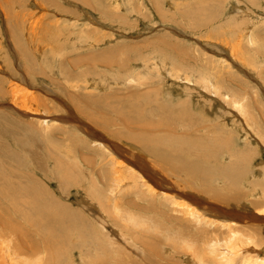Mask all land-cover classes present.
Returning <instances> with one entry per match:
<instances>
[{
    "label": "rangeland",
    "instance_id": "1",
    "mask_svg": "<svg viewBox=\"0 0 264 264\" xmlns=\"http://www.w3.org/2000/svg\"><path fill=\"white\" fill-rule=\"evenodd\" d=\"M158 103L165 106L162 112ZM116 109L124 111L123 119L131 124L128 128L118 119ZM139 110L144 117L140 124L130 120ZM94 117L112 118L106 131L93 123ZM3 118L13 130L3 137L9 155H19L22 161L29 149L30 153L33 148L39 151L34 162L23 161L31 166L39 162V168H45L44 176L35 174L37 190L65 230L63 243L53 246L52 253L39 246L34 254L29 248L35 264H264V0H0V121ZM153 127L160 130L157 135ZM164 132L169 137L173 132V138L166 140L174 141L175 147H167L162 140L167 148L161 152L158 145L151 144L156 136L168 135ZM95 133L104 134L105 139L95 140ZM119 133L135 136L133 143L138 138L147 143L141 142L142 147H154L160 154L151 152L153 156L137 143L135 147L120 140ZM183 139L201 149L189 151L191 146ZM85 143H92L93 149L101 146L100 154L87 150ZM110 147L113 155L103 157ZM164 154L175 161L161 165ZM142 155L147 164L138 157ZM11 156L7 155L8 160ZM107 157L131 166L138 162L155 179L159 166L163 167L157 169L162 179L166 172L170 177L177 170L173 197L198 211H192L191 218L162 200L137 199L136 188H125L124 194L114 197L107 186L112 177H103L110 167L103 165ZM84 158L91 160L90 166ZM85 181L96 186L89 191ZM95 191L99 202L93 196ZM106 196H113L114 204L123 200L125 206L119 212L115 208L119 214L108 213L113 209ZM136 199L140 201L137 210L128 204ZM159 203L165 205L164 210L158 208ZM129 211L137 218L126 220L121 212ZM9 214L11 221L13 213ZM1 226L6 236H0L6 238L7 227ZM23 228L22 232L31 235L29 239L37 241L40 233L36 227ZM45 232L41 238L48 241L43 238ZM21 236L17 235L22 240ZM57 236L54 233L50 238L56 240ZM22 241L27 246L28 237ZM60 246L62 251L56 253ZM3 258L0 252V260Z\"/></svg>",
    "mask_w": 264,
    "mask_h": 264
},
{
    "label": "bare ground",
    "instance_id": "2",
    "mask_svg": "<svg viewBox=\"0 0 264 264\" xmlns=\"http://www.w3.org/2000/svg\"><path fill=\"white\" fill-rule=\"evenodd\" d=\"M89 4V3H88ZM183 17V16H182ZM55 26V25H54ZM32 29V28H31ZM36 30V29H35ZM27 32V31H26ZM54 32H55V30H54ZM60 33V32H59ZM44 35V34H43ZM56 35V34H55ZM99 40H100V38H99ZM98 40V41H99ZM42 41V40H41ZM96 43H98V42H96ZM100 44V43H99ZM60 45V44H59ZM96 45V44H95ZM114 51V50H113ZM112 54V53H111ZM113 65V64H112ZM104 66V65H103ZM114 67V66H113ZM115 67H116V65H115ZM105 68V67H104ZM108 68V67H107ZM112 69V68H111ZM34 75V74H33ZM103 75H104V73H103ZM102 75V76H103ZM36 76V75H35ZM101 76V77H102ZM106 76V75H105ZM104 79V78H103ZM92 82H94V81H92ZM91 82V83H92ZM81 83V82H80ZM95 83V82H94ZM62 84V83H61ZM84 84V83H83ZM90 84V83H89ZM13 85H15V84H13ZM92 85H93V83H92ZM96 85V84H95ZM4 86V85H3ZM16 86H17V84H16ZM39 86V85H38ZM88 86V85H87ZM91 86V85H90ZM13 87V86H12ZM15 87V86H14ZM20 87V86H19ZM89 87V86H88ZM10 88V87H9ZM21 88V87H20ZM81 88H82V86H81ZM84 88H86V87H84ZM15 89V91H17V87H15L14 88ZM83 89V88H82ZM2 90H3V88H2ZM1 90V91H2ZM5 90H6V88H5ZM21 90H22V88H21ZM88 90V89H87ZM9 91V90H8ZM14 91V90H13ZM12 90L10 91L11 93L13 92ZM18 91H19V89H18ZM18 91H17V93H18ZM22 91H26L25 89L24 90H22ZM31 91V90H30ZM28 92V91H27ZM54 92V91H53ZM132 92V91H131ZM5 93L7 94V90L5 91ZM9 93V92H8ZM11 93H10V95H11ZM14 93V92H13ZM20 93H21V91H20ZM20 93H18V94H20ZM30 93V92H29ZM2 95H3V91H2V93H1ZM18 94H16V92H15V94L14 95H18ZM36 94V93H35ZM83 94V93H82ZM115 94V93H114ZM222 94V93H221ZM9 95V94H8ZM23 95V94H22ZM21 95V96H22ZM27 95H28V93H27ZM84 95H85V93H84ZM6 96V95H5ZM12 96V95H11ZM16 96H15V98H16ZM23 96H25V95H23ZM34 96V95H33ZM32 96V97H33ZM90 96H92V95H90ZM107 96V95H106ZM137 96V95H136ZM18 97V96H17ZM31 97V98H32ZM134 97V96H133ZM147 97V95H145L144 96V98H146ZM14 98V99H15ZM29 98H30V96H29ZM35 98V97H34ZM38 98V97H37ZM102 98H106V97H103L102 96ZM111 98V97H110ZM131 98V97H130ZM12 98H10V100H11ZM20 99H23L22 97H20ZM33 99V98H32ZM108 99V98H107ZM125 99H126V97H125ZM138 99V98H137ZM13 100V99H12ZM25 101L27 100V98L25 97V99H24ZM30 100V99H29ZM36 100V99H35ZM35 100L34 101H32V104H33V102H35ZM38 100V99H37ZM36 100V101H37ZM40 100V99H39ZM91 100V99H90ZM102 100H104V99H100V102L102 101ZM106 100V99H105ZM128 100V99H127ZM121 101V100H120ZM120 101H119V103H120ZM132 100H130V102H131ZM20 102V101H19ZM38 102V101H37ZM40 103H41V101H39ZM38 102V103H39ZM43 102V101H42ZM17 103V102H16ZM110 103V102H109ZM123 103V102H122ZM14 104V103H13ZM21 104V103H20ZM128 104V103H127ZM131 104V103H130ZM149 104H151V102H148V105ZM29 105V104H28ZM38 105V104H37ZM103 105V104H102ZM119 105H121V104H119ZM158 105V107H157V109H158V111L159 112H162L164 109H165V106L163 105V104H157ZM15 106V105H14ZM19 106V105H18ZM34 107L33 108H35V105H33ZM39 106V105H38ZM98 106V105H97ZM104 106V109H106L105 108V105H103ZM103 106H102V111H106V110H103ZM122 106V105H121ZM141 106V105H140ZM16 107V106H15ZM27 107V106H26ZM115 107V106H114ZM22 108V107H21ZM42 108V107H41ZM40 108V109H41ZM108 109H112L111 107L109 108V107H107ZM121 108V107H120ZM172 108H174V106H172ZM32 109V108H31ZM113 109H115V108H113ZM134 109V108H133ZM21 110H23V109H21ZM117 111H116V114L119 116L118 117V119L119 118H121V121L122 122H124L125 124H123L124 126H126L125 128H128L127 126L128 125H131L128 121H126V119H123L124 117H123V113H124V111H122V109H116ZM27 111V110H26ZM112 111V110H111ZM110 111V112H111ZM144 111V110H143ZM173 111H174V109H173ZM33 112V111H32ZM96 112V111H95ZM109 112V111H108ZM113 112H115L114 110H113ZM139 112H140V110H139ZM142 112V111H141ZM141 112L140 113H137L136 115H133V117H132V119H130V120H132V121H134V122H136V121H138V123L140 122V123H143L142 122V120H143V115L141 114ZM34 113V112H33ZM104 113V112H103ZM129 113H131V112H129ZM111 114H112V112H111ZM139 114H141V115H139ZM245 114V113H244ZM3 115V114H2ZM114 115V114H113ZM145 115V114H144ZM181 115V114H180ZM189 115V114H188ZM179 116V115H178ZM185 116V115H184ZM183 116V117H184ZM246 116V115H245ZM244 116V117H245ZM148 117V116H147ZM171 117V115L170 116H167V118H170ZM8 118V117H7ZM101 119V118H100ZM98 119V118H96V117H94V122L93 123H95V124H97L98 126H99V128L102 126L103 127V129L106 131V129L108 128V126L105 128V126L106 125H109V122H110V120L112 119H109V120H107V119ZM181 120H182V116H181V118H180ZM179 119V121H181ZM9 120V119H8ZM89 120H91V119H89ZM91 120V121H92ZM145 120V119H144ZM184 120V119H183ZM183 120H182V122L181 123H183ZM185 121V120H184ZM6 122H7V120H6ZM5 122V118H3V120H1L0 121V214L2 215H0V219H2V220H4L3 222H0V226L1 225H3V226H5L4 228H6L7 229V234L9 235V236H7L6 238L4 237V235L6 234L5 232H1L2 231V229L0 228V233H4V235H3V237H1L0 236V252H3L4 253V258L3 259H1L0 260V264H35V262L37 261H33L31 258H33V257H31V258H29V255H28V253H29V248H31L32 249V251L34 250H36V248H38L39 246H41V247H43L45 250H49L50 252H51V250H53V246H56L57 247V244H58V242L59 243H63V240H61L64 236H65V230L64 229H62L60 226H59V224H58V221H57V223H56V220L53 218V216H52V214H51V208L50 207H48L47 205H45L44 206V201H41L42 200V198H41V196H40V194H41V192L39 191V190H37L38 188H37V182H36V180H35V176H37V175H35V174H38V173H40L41 175H45L47 172L44 170L45 168H39V165H38V163L39 162H36V163H33L35 160H36V154H37V152H39V151H36V149L35 148H33L32 150V152H34V153H30V149H29V155L28 154H26V155H24L23 157L24 158H26V159H28V160H30V163H31V160L33 161L32 162V164H34L33 166H31L29 163H24V158H23V160L21 161L20 159L22 158V157H20L19 155H18V157H16V155H13V157L11 156V155H9V153L7 152L8 151V149H6V146H5V144H4V142H5V140H3V137L6 135V133H13V130H10V126H12V125H7V123ZM49 122V121H48ZM43 125L45 124V121H43V122H41ZM114 123H115V121L110 125V126H112V125H114ZM137 123V122H136ZM139 123V124H140ZM35 124V123H34ZM118 124H121V123H118ZM184 124V123H183ZM48 125V124H47ZM117 125V124H116ZM122 125V124H121ZM120 125V126H121ZM135 125V124H134ZM138 124H136L135 126H137ZM118 126V125H117ZM45 127V126H44ZM114 127H116V126H114ZM122 127V126H121ZM120 127V128H121ZM140 127H141V125H140ZM175 127V126H174ZM35 128V127H34ZM47 128V127H46ZM119 128V129H120ZM146 128V127H145ZM169 128V127H168ZM171 128V130L170 131H173L172 130V127H170ZM177 128V127H176ZM180 128V127H179ZM182 128V127H181ZM183 128H185V130H186V127H183ZM11 129H13V127H11ZM37 129V128H36ZM36 129H34V131H36ZM123 129V128H122ZM156 129V128H155ZM154 129V127H153V130H154V133L156 134V132H158V131H160V130H155ZM100 130V129H99ZM138 130V129H137ZM152 130V131H153ZM165 130V129H164ZM175 130V129H174ZM188 130H190V129H188ZM211 130H212V128H211ZM59 131V130H58ZM122 131H124V130H122ZM128 131V130H127ZM142 131H143V129H142ZM147 132H149V133H151L152 134V132H151V128H147V130H146ZM145 131V132H146ZM175 131H177V130H175ZM201 131V130H200ZM199 131V132H200ZM31 132V131H30ZM180 132H182V131H180ZM190 132V131H189ZM198 132V131H197ZM33 133V132H32ZM36 133H37V131H36ZM35 132H34V134L33 135H35L36 134ZM38 133L40 134V132L38 131ZM44 133V132H43ZM101 133H102V131H101ZM124 133V132H123ZM165 133V132H164ZM173 132H171V134L170 135H172L171 137H169V133H165L167 136H161V135H159V136H156V138H155V140H153V142L150 140V142H152V144H151V146H154L155 144L156 145H158L156 148L157 149H159L160 151L162 150V149H165V148H167V147H175L174 146V141H173V143H171V142H169V141H167L166 139H168V137L170 138V139H172L173 138V134H172ZM175 133V132H174ZM177 133V132H176ZM188 133V132H187ZM186 132H185V134H187ZM27 134V133H26ZM29 134V133H28ZM63 134H65V133H63ZM138 135H140V134H143V133H137ZM197 134V133H196ZM43 135H45V133L43 134ZM104 135V134H103ZM101 136V135H99V134H97V133H95V134H92V137L95 139V140H97V141H103L104 139H105V137L104 136ZM111 135V138H114V137H112L113 136V134L111 133L110 134ZM149 135V134H148ZM157 135V134H156ZM191 135V134H190ZM189 135V136H190ZM7 136V135H6ZM8 136H9V134H8ZM41 136H42V134H41ZM125 136V137H124ZM124 136H122V134L120 135V133L119 134H117V138L118 137H120V140H128V142H134V139H135V136L134 137H126V135H124ZM180 136V135H179ZM179 136H177V137H179ZM187 136V135H186ZM147 137V136H146ZM176 137V136H175ZM47 138V137H46ZM49 138H51V139H54V137H49ZM104 138V139H103ZM117 138H115V139H117ZM140 138V137H139ZM149 138V137H148ZM150 138H152V137H150ZM181 138H183V137H181L180 136V139ZM185 138V137H184ZM191 138V137H190ZM5 139V138H4ZM138 139V138H137ZM136 139V141H135V143H133V145H135L136 143H137V145L139 144L141 147H142V145H141V140L140 139H138L137 140ZM180 139H176V141L178 140L179 142H180ZM21 140H22V138H21ZM30 140V139H29ZM32 140V139H31ZM93 140V139H92ZM114 140V139H113ZM118 140V139H117ZM116 140V141H117ZM119 140V141H120ZM162 140H164V141H166V143H167V147L166 146H163V141ZM174 140H175V138H174ZM185 140H186V138H185ZM35 140H33V142H34ZM42 141V140H41ZM47 141V140H46ZM74 141H75V139H74ZM146 141V140H145ZM183 141H184V139H183ZM30 142H32V141H30ZM35 142H37V141H35ZM83 142V141H82ZM126 142V141H125ZM185 143L186 142H188L189 144H190V148H189V151H193V153H194V151H196V152H198L200 149H201V147L199 146V145H197L196 143H194V142H192V141H184ZM22 143V142H21ZM23 143H28V144H31V143H29L28 141L27 142H25V141H23ZM47 143V142H46ZM49 143V142H48ZM98 143V142H97ZM102 143V142H101ZM101 143H99V144H101ZM132 143H130V147H131V144ZM178 143V142H177ZM12 144H14L15 145V143H12ZM27 144V146H25V147H28L29 145ZM43 144H44V142H43ZM51 144V143H50ZM90 144H92V143H90ZM90 144L88 143V145H86V143H85V145L88 147V148H86L87 150H92L93 151V154H96V153H94V152H97L98 153V149L101 147V146H99V148H98V146H96L97 148H94L93 149V147L91 146L90 147ZM124 144H127V143H124ZM142 144H145V143H143L142 142ZM147 144V143H146ZM145 144V145H146ZM149 144V143H148ZM178 144H180V143H178ZM17 145V144H16ZM26 145V144H25ZM32 145V144H31ZM42 145V144H41ZM45 145V144H44ZM49 145V144H48ZM95 145H97V144H95ZM104 145H105V143H104ZM123 145V144H122ZM133 145H132V147H133ZM183 145V144H182ZM9 146V145H8ZM19 146H21V147H24V145H19ZM32 146H35L36 147V145L34 144V145H32ZM50 146V145H49ZM52 146V145H51ZM50 146V147H51ZM94 146V145H93ZM115 146H117V145H115ZM126 146V145H125ZM11 147V146H10ZM14 147V146H13ZM38 147V146H37ZM107 147V145L106 146H104L103 147V152H105V150H107V149H105ZM118 147V146H117ZM131 147V148H132ZM135 147H136V145H135ZM141 147H138L137 146V149L138 148H141ZM178 147V146H177ZM180 147V146H179ZM8 148V147H7ZM18 148H20V147H18ZM182 148V147H181ZM20 149H23V148H20ZM28 149V148H27ZM109 149V148H108ZM110 149H111V147H110ZM114 149V148H113ZM134 149H136V148H134ZM156 149V150H157ZM207 149H208V147H207ZM206 149V150H207ZM13 150V149H12ZM24 150H25V148H24ZM23 150V151H24ZM115 150V149H114ZM118 148H117V152H118ZM155 149H154V147H150V149L148 150V146L147 147H145V146H143L142 147V151H145V152H150V154H152L151 152H153V154H154V152H155V154L157 155V154H160V152H157ZM173 150V149H172ZM205 150V151H206ZM66 151V150H65ZM69 151V150H68ZM82 151V150H81ZM142 151H140L139 152V155H141V152ZM174 151V150H173ZM19 152V154H20V151H18ZM22 152V151H21ZM25 152V151H24ZM71 152V151H70ZM73 152H75L74 150H73ZM89 152H91V151H89ZM113 152L114 151H112V149L111 150H109L107 153L108 154H104L103 155V157L106 155H109V156H112L113 155ZM129 152H130V150H129ZM136 152H138V151H136ZM144 152V153H145ZM162 152V151H161ZM168 152V151H167ZM170 152V151H169ZM179 152V151H178ZM182 153H183V151H181ZM8 153V154H7ZM11 153V152H10ZM17 153V152H16ZM23 153V152H22ZM36 153V154H35ZM51 153V152H50ZM92 153V152H91ZM106 153V152H105ZM120 152H118L117 154H119ZM131 153V152H130ZM175 153V152H174ZM190 153V152H189ZM188 153V154H189ZM66 154H67V152H66ZM68 154H70V153H68ZM67 154V155H68ZM99 154H100V151H99ZM98 154V155H99ZM137 154V153H136ZM135 154V155H136ZM148 154V153H147ZM152 154V155H153ZM154 154V155H155ZM171 154V153H170ZM170 154H169V156H170ZM187 154V155H188ZM192 154V153H191ZM201 154H203V152L201 153ZM7 155H8V157L9 156H11L12 157V159H9L8 160V158H7ZM23 155V154H22ZM21 155V156H22ZM42 155V154H41ZM66 155V156H67ZM115 155V154H114ZM119 155H121V154H119ZM153 155V156H154ZM166 154H164V155H161V157H162V159H161V157H160V159H161V165L162 164H167V165H170L171 163H173L174 161H175V159L173 160L172 158H168V157H166L165 156ZM172 155V154H171ZM181 155V154H180ZM183 155H185V154H183ZM186 155V156H187ZM34 156V157H33ZM40 156V155H39ZM43 156V155H42ZM41 156V157H42ZM76 156V155H75ZM79 156H80V154H79ZM85 156V155H84ZM131 156V155H130ZM134 156V155H133ZM145 156V155H144ZM143 155L142 156H138V157H142V160H144L143 158H147V157H144ZM173 156V155H172ZM182 156V155H181ZM185 156V157H186ZM37 157H38V155H37ZM53 158L54 160H57L56 159V157H53L51 154H49V158ZM101 157H102V155H101ZM127 157V156H126ZM129 157V156H128ZM178 157H180V156H178ZM177 157V158H178ZM39 158V157H38ZM43 158V157H42ZM41 158V159H42ZM96 158V157H95ZM134 158V157H133ZM133 158H131L130 157V159H133ZM136 158V157H135ZM154 158V157H153ZM25 159V160H26ZM44 159H45V157H44ZM41 160V161H44L45 162V160ZM91 159V158H90ZM105 159V158H104ZM102 160L103 161V165H108V166H110L109 167V170H108V174H104L103 175V177H105L106 175H109V176H111L112 177V179H111V181H109V185H107L112 191L110 192V190H109V192H110V194H112L113 193V195H114V197L116 196H118L119 197V195H121V194H124L125 192H123V189H125V188H129V189H131V188H136V191H135V195H136V198L138 199V196H141V199L142 198H149L151 201H153V202H156V199H159V200H162L163 202H164V204L165 203H169V205H167V206H170V205H172V206H176L178 209L179 208H181V209H183L184 210V214H188V216L189 217H191L192 218V211H198V208L196 209V207L194 206V205H191V204H189V203H187V202H181V201H178V200H176V198H174L173 197V191L175 190V188L173 187L174 186V178H177L176 177V174H177V170H176V174L174 175L173 173V175L172 176H170V177H167V176H169V174H168V172H166L165 174H164V176L166 175V177L164 178V179H162L163 177L161 176V174L158 172V168L159 169H162L163 167L162 166H159L158 168H154L156 171H157V176H156V179L155 178H153L152 176H151V174H150V172L149 171H144V170H142L141 169V165L137 162L136 163V160H139L138 158L135 160V163H136V165H134V166H131V165H129V164H127L126 162H124V161H122V162H120V160L118 161V160H116L114 157H111V159L109 160L108 159V157H107V159L108 160ZM119 159H121V158H119ZM157 159H159V158H157ZM157 159H156V161H157ZM173 161H172V160ZM189 159V158H188ZM84 160H85V162L87 163V165L88 166H90V164H91V160H88V159H86V158H84ZM93 160V159H92ZM95 160V159H94ZM125 160V159H124ZM141 160V161H142ZM40 161V160H39ZM145 161V163H143V164H147L146 163V160H144ZM144 161H142V162H144ZM153 161V160H152ZM184 162H185V160H183ZM26 162V161H25ZM140 162V161H139ZM154 162V161H153ZM64 163H65V161H64ZM100 163H101V165H102V162L100 161ZM149 163H151V162H149ZM191 163V162H190ZM190 163H188V164H190ZM98 165H100L99 163H97ZM96 164V165H97ZM131 164V163H130ZM152 164V163H151ZM155 164H156V162H155ZM178 164V163H177ZM79 165H82V164H80L79 163ZM87 165H84V166H87ZM154 165V164H153ZM160 165V164H159ZM181 165V164H180ZM180 165H178V166H180ZM183 165V164H182ZM60 166V165H59ZM64 166V165H63ZM71 166V165H70ZM72 166H74V165H72ZM165 166V165H164ZM172 166V165H171ZM177 166V167H178ZM96 167V166H95ZM101 167V166H100ZM143 167V166H142ZM151 167H152V165H151ZM156 167V166H155ZM162 167V168H161ZM169 167V166H168ZM63 168V167H62ZM84 168V167H83ZM89 168V167H88ZM92 168V166L90 167V169ZM99 168V167H98ZM178 168H181V167H178ZM177 168V169H178ZM64 169V168H63ZM79 169V168H78ZM93 169V168H92ZM97 169V168H96ZM183 169V168H182ZM185 169V168H184ZM103 170H105V169H103ZM151 170V169H150ZM167 170H168V168H167ZM172 170H174V169H172ZM180 170V169H179ZM66 171V170H65ZM83 171H86V170H83ZM92 171V170H91ZM90 171V172H91ZM93 171H95L94 169H93ZM92 171V172H93ZM99 171V170H98ZM143 172L144 174V176H146L147 178H148V180H145V179H143V175L141 174V172ZM164 171V170H163ZM91 172V173H92ZM96 172V171H95ZM95 172H93V173H95ZM101 172V171H100ZM153 172V171H152ZM179 172H181V171H179ZM178 172V173H179ZM60 173H62V170H61V172ZM92 173V174H93ZM107 173V172H106ZM154 174H156V172H153ZM171 173V172H170ZM91 174V176H95V174H93L92 175ZM150 174V175H149ZM168 174V175H167ZM179 174H181V173H179ZM178 174V177L179 176H181V175H179ZM182 174H183V171H182ZM188 174V173H187ZM39 175V174H38ZM189 175V174H188ZM11 176H12V178H11ZM66 175L64 174L63 175V177H65ZM84 176V175H83ZM100 176H101V173H100ZM155 176V175H154ZM62 177V176H61ZM60 177V178H61ZM97 177H98V175H97ZM107 178H108V176H106ZM184 177V176H183ZM182 177V178H183ZM49 178V177H48ZM69 178V177H68ZM89 178V177H88ZM94 178V177H93ZM146 178V179H147ZM180 178V177H179ZM173 179V180H172ZM89 181H90V179H88ZM96 180V179H95ZM100 180V179H99ZM106 180V179H105ZM105 180H104V182H105ZM108 180V179H107ZM178 180V179H177ZM176 180V181H177ZM41 182V181H40ZM95 182V181H94ZM108 182V181H107ZM201 182H202V180H201ZM67 183V182H66ZM73 183V182H72ZM79 183V182H78ZM84 183H88L87 181H85ZM59 184H60V182H59ZM62 184V183H61ZM75 184V183H74ZM76 184H77V182H76ZM82 184V183H81ZM89 184V183H88ZM99 184V183H98ZM106 184H108V183H106ZM153 184V185H152ZM80 185V184H79ZM84 185V184H83ZM100 185V184H99ZM103 185V184H102ZM75 186V185H74ZM96 185H95V183H93L92 181H91V183L89 184V186H86V189L87 190H89L90 191V189H92V188H94ZM40 187V186H39ZM81 187V186H80ZM89 187V188H88ZM105 187V186H104ZM42 189V188H41ZM40 189V190H41ZM85 189V190H86ZM100 189V188H99ZM103 189H106V188H103ZM179 189V188H178ZM87 190H86V192H87ZM93 190V189H92ZM101 191H103L102 189H100ZM84 191V190H83ZM100 191V192H101ZM129 191V190H128ZM171 191H172V193H171ZM93 192V191H92ZM96 192V191H95ZM100 192H99V194H100ZM107 193H109L108 191H106ZM181 192V191H180ZM97 193L98 192H96V194L95 195H93V196H95L96 197V195H97ZM90 194V193H89ZM92 194H94V193H92ZM101 194H102V192H101ZM128 193H126V195H127ZM53 195V194H52ZM70 195V194H69ZM103 195L105 196L106 194H105V192H103ZM125 195V196H126ZM90 196H91V194H90ZM109 196V195H108ZM108 196H106L107 197V200H109V201H107V203L108 204H110V206L112 207V209H113V211L111 210L110 212H108L109 214L111 213V214H113V212H117V210H118V212H119V207H122L123 205L125 206V204H123V200H120V201H118V200H115V204H114V198H113V196L111 197V198H113V199H109V197ZM130 196H131V194H130ZM191 196V195H190ZM101 197V196H100ZM124 197V196H123ZM89 198H91V197H89ZM92 198H94V197H92ZM97 198V197H96ZM126 198V197H125ZM140 198V197H139ZM35 199H38V201L36 202V204H35ZM121 199H122V197H121ZM137 199L136 200H130L129 202H128V204L129 205H131V206H133L134 205V207L136 208H138L139 209V207H138V205L137 204H140V201H137ZM30 200V201H29ZM51 200H52V198H51ZM91 200V199H90ZM99 199L97 198V201H98ZM145 200V199H144ZM147 200V199H146ZM178 201V202H176V201ZM89 201V200H88ZM95 201V200H94ZM106 201V200H105ZM50 202V201H49ZM85 202H87V201H85ZM93 202V201H92ZM99 202V201H98ZM104 202V201H103ZM198 202H200V201H198ZM46 203H48V202H46ZM94 203V202H93ZM92 203V204H93ZM105 203V202H104ZM87 204V203H86ZM90 204H91V202H90ZM89 204V205H90ZM95 204H96V201H95ZM146 204V203H145ZM163 203H159L158 205V208H160V209H163L164 210V207L163 206H165ZM128 205V206H129ZM156 205V204H155ZM95 206V205H94ZM147 206V205H146ZM157 206V205H156ZM172 206H170V207H172ZM93 207V206H92ZM91 207V208H92ZM96 207V206H95ZM56 208V207H55ZM54 208V209H55ZM94 208V207H93ZM92 208V209H93ZM106 208H107V206H106ZM108 208H110V207H108ZM115 208H117V210L115 211ZM125 208V207H124ZM131 208V207H130ZM137 208H136V210H137ZM168 208V207H167ZM71 209V208H70ZM60 210V209H59ZM150 209L148 208V211H149ZM167 210V209H166ZM165 210V211H166ZM187 210V211H186ZM47 211H49V213L47 212ZM53 211V210H52ZM69 211V210H68ZM156 210H154V212H155ZM161 211V210H160ZM9 212H12L13 214L11 215V221H9L10 219V214H9ZM106 212V211H105ZM117 212V214H119ZM153 212V211H152ZM151 212V213H152ZM174 212H177V213H179L180 214V211L179 210H174ZM59 213H61V212H59ZM66 213V212H65ZM69 213V212H68ZM114 213V214H115ZM130 213V214H129ZM129 213H123V212H121V214H123L124 216H126L125 218H126V220H127V217H128V219L130 218H137V216H134V215H132L131 214V211H129ZM133 213V212H132ZM157 213V212H156ZM161 213V212H160ZM207 213V212H206ZM210 213V212H209ZM54 214V213H53ZM56 214H57V212H56ZM113 214V215H114ZM137 214H139V213H137ZM174 214V213H173ZM200 214L202 215V213L200 212ZM227 214V213H226ZM82 215L84 216V214L82 213ZM89 215V214H88ZM115 216V215H114ZM179 216V215H178ZM58 217H61V216H57V218ZM67 217V216H66ZM107 217V216H106ZM106 217H103V219L104 218H106ZM110 217H111V215H110ZM109 217V218H110ZM117 217H118V215H117ZM167 217V216H166ZM165 216H164V218H166ZM183 217H185V216H183ZM9 220H8V219ZM86 218H87V216H86ZM93 218V217H92ZM115 218V217H114ZM177 218V217H176ZM188 218V217H187ZM98 219V218H97ZM116 219V218H115ZM114 219V220H115ZM232 219H234V221H236L235 219H237V218H235V216H233L232 217ZM12 220H13V222H12ZM64 220V219H63ZM99 220V219H98ZM123 220H124V218H123ZM179 220V219H178ZM80 221H82V220H80ZM90 221V220H89ZM47 222V226L45 227L44 226V224ZM181 222V221H180ZM191 222V221H190ZM204 222V221H203ZM217 222H219V221H217ZM220 222H222V221H220ZM18 223H22L23 224V226H20L19 227V225L20 224H18ZM55 223L57 224V226L55 225ZM62 223V222H61ZM70 223V222H69ZM98 223V222H97ZM182 223V222H181ZM194 223V222H193ZM21 224V225H22ZM224 224V223H223ZM222 224V225H223ZM229 224H231V223H229ZM228 224V225H229ZM233 224H235V223H232L231 225H233ZM237 224V223H236ZM18 225V226H17ZM25 225V226H24ZM62 225V224H61ZM183 225V224H182ZM227 225V224H226ZM225 225V226H226ZM238 225V224H237ZM27 226L28 227H30V228H34V227H36L37 229H38V233H40V234H37V236H39V238L37 239V241L33 238V237H30V239H29V236H31V235H28V232H27V230H25V232H22V229H21V227L23 228V227H26L27 228ZM70 226V225H69ZM191 226V225H190ZM2 227V226H1ZM66 227V226H65ZM187 227V226H186ZM56 229V230H54V229ZM12 229V230H11ZM24 229V228H23ZM36 229V230H37ZM53 229V230H52ZM72 229V228H71ZM70 229V230H71ZM29 230V229H28ZM5 231V230H4ZM30 231V230H29ZM44 231H46L45 233H44V239L45 240H48V241H44L42 238H41V233H43ZM77 232V231H76ZM34 234H35V232H33ZM54 233H57L59 236H57V241L56 240H54V239H51L50 238V235L52 234H54ZM120 233V232H119ZM22 234V236H21V238H23L22 240H24V238L26 237H28V244H27V246H25V242L26 241H22L21 239H20V237L18 238L17 237V235H21ZM30 234V233H29ZM56 235V234H55ZM121 235H123V233L121 234ZM6 236V235H5ZM122 237V236H121ZM123 237H124V235H123ZM102 238V237H101ZM125 238H126V236H125ZM61 240V241H60ZM16 241H17V243H19V244H21L22 243V245H17V243H16ZM19 241V242H18ZM84 241V240H83ZM89 241V240H88ZM105 241V240H104ZM75 242V241H74ZM93 242V241H92ZM129 242V241H128ZM232 242V241H231ZM230 242V244H232ZM16 243V244H15ZM103 243V242H102ZM248 244H245V246H247ZM28 246H31V247H28ZM33 247V248H32ZM110 247V246H109ZM235 249V248H234ZM254 249V248H253ZM228 250H230V249H228ZM31 251V250H30ZM33 251V253L35 254V252ZM60 251H62L61 250V246L60 247H58L57 248V251H56V253L57 252H60ZM235 251V250H234ZM256 251V250H255ZM236 252H238V249H237V251ZM236 252L234 253V254H236ZM31 253V252H30ZM47 253V252H46ZM52 253V252H51ZM55 253V252H54ZM102 253H105V252H103L102 251ZM33 254V255H34ZM49 254V253H48ZM32 255V256H33ZM192 255V254H191ZM37 256V255H36ZM65 256V255H64ZM63 256V257H64ZM251 256V255H250ZM72 258V257H71ZM250 258V257H249ZM34 259V258H33ZM41 259V258H40ZM67 259H68V257H67ZM49 260V259H48ZM224 260V259H223ZM253 260V259H252ZM251 259H250V263H251V261H252ZM50 261V260H49ZM54 261V260H53ZM89 261V260H88ZM224 261H226V260H224ZM44 262V261H43ZM103 262V261H102ZM247 262V261H246ZM38 263V262H37ZM51 263V262H50ZM96 264V263H95ZM121 264V263H120ZM127 264V263H126Z\"/></svg>",
    "mask_w": 264,
    "mask_h": 264
}]
</instances>
